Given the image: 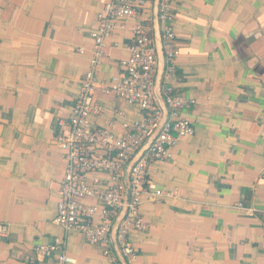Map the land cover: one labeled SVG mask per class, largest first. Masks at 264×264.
Listing matches in <instances>:
<instances>
[{
	"label": "crops",
	"instance_id": "1",
	"mask_svg": "<svg viewBox=\"0 0 264 264\" xmlns=\"http://www.w3.org/2000/svg\"><path fill=\"white\" fill-rule=\"evenodd\" d=\"M106 2L0 0V224L8 227L0 264H61V255L71 264H110L100 247L53 221L65 167L55 137L71 114ZM173 9L172 75L155 37L154 2L119 20L124 27L105 41L96 72L98 84L121 72L130 28L144 18L158 45L160 95L170 88L194 101L181 111L194 135L175 143L170 161L149 165V180L171 196L142 202L147 229L130 235L138 262L264 264V0H174ZM93 103L94 128L113 122L120 134L121 122L143 117L100 89ZM56 244L49 257L33 253Z\"/></svg>",
	"mask_w": 264,
	"mask_h": 264
},
{
	"label": "built area",
	"instance_id": "2",
	"mask_svg": "<svg viewBox=\"0 0 264 264\" xmlns=\"http://www.w3.org/2000/svg\"><path fill=\"white\" fill-rule=\"evenodd\" d=\"M153 2L107 0L97 15V29L90 35L93 55L79 81V91L71 114L66 122L60 123L55 137L56 145L64 153L65 167L54 224L66 231L82 234L89 245L101 248L110 264H121L114 255L113 243L126 264H140L130 238L132 232H144L147 229L140 214V206L144 200L157 202L171 196L149 180V165L170 161L175 143L194 135L192 123L181 115V111L194 104V101L174 94L170 88H166L161 96L168 111L166 121L162 123L164 112L155 93L158 66L156 42L144 18L130 28L129 56L120 61L121 72L108 83L98 84L96 81L97 69L104 58L105 41L117 28L124 27L119 20L132 19L149 11ZM173 3L174 0H159L157 15L168 75L174 73L175 60L179 55L172 28L175 18ZM96 89L106 96L114 95L138 107L143 114L142 119L135 123L121 122L120 134L113 132V122L105 128L92 127L89 118L100 112L93 103ZM115 116L124 118L123 112H117ZM161 123V128L147 149L138 156ZM131 163L128 173L129 198L125 204V170ZM238 207L242 208V205ZM123 212L124 217L113 232V226ZM7 235L8 227L0 224V240ZM57 245H39L33 249V253L49 257L58 250ZM58 261L61 264L73 263L64 255L59 256Z\"/></svg>",
	"mask_w": 264,
	"mask_h": 264
},
{
	"label": "water",
	"instance_id": "3",
	"mask_svg": "<svg viewBox=\"0 0 264 264\" xmlns=\"http://www.w3.org/2000/svg\"><path fill=\"white\" fill-rule=\"evenodd\" d=\"M158 3H159V0H154V12H155V37L158 39V42H159V44H161V37H160V35H159V33H158V29H157V25H158V20H157V15H158ZM158 48V45L156 44V49ZM161 49V52H162V48H160ZM158 49H157V59H158ZM162 54H163V52H162ZM155 93H156V96H157V98H158V100H159V102H160V105H161V107H162V109H163V112H164V116H163V122L162 123H164L165 121H166V118H167V115H168V111H167V109L165 108V106H164V104H163V102H162V97H161V95H160V93H159V88H158V83L156 82L155 83ZM162 123L159 125V127H158V129L156 130V132L154 133V135L147 141V143L145 144V146L142 148V150L140 151V153L138 154V156H140L146 149H147V147L149 146V144L151 143V141L153 140V138L156 136V134H157V132L159 131V129L161 128V125H162ZM131 165H132V163L130 164V165H128V167L126 168V170H125V178H124V182H125V184H126V194H125V204L127 203V201H128V198H129V187H128V173H129V170H130V167H131ZM124 217V212H123V214H122V217L121 218H119L116 222H115V224H114V226H113V232H115L116 230H117V227H118V225H119V223H120V221H121V219ZM112 246H113V249H114V252H115V255H116V257L118 258V260L120 261V263L121 264H126L125 263V261L123 260V258L121 257V255H120V253L118 252V249H117V247H116V245H115V243H113L112 244Z\"/></svg>",
	"mask_w": 264,
	"mask_h": 264
}]
</instances>
